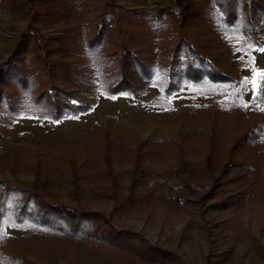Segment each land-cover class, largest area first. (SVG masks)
Segmentation results:
<instances>
[{
	"label": "rangeland",
	"instance_id": "rangeland-1",
	"mask_svg": "<svg viewBox=\"0 0 264 264\" xmlns=\"http://www.w3.org/2000/svg\"><path fill=\"white\" fill-rule=\"evenodd\" d=\"M6 1L0 5V68L27 38V49L37 50L50 68L39 71L40 61L19 65L36 80L37 92L45 89L54 100L90 109L45 118L20 98L16 81L3 78L2 97L19 104L20 113L0 122V180L23 182L16 195L33 206L49 202L109 215L107 222L93 223L122 241L130 238L150 256L154 249L139 241L142 235L160 249V260L93 236L18 227L10 217L3 220L0 258L31 264H264V106L255 100L252 82L254 71L264 72V45H242L208 20L211 0H192L191 8L202 14L186 22L185 36L247 89L242 99L201 95L190 86L166 96L155 82L168 68L174 38L152 16L174 8V0H55L52 14L36 6L16 13L9 5L23 0ZM101 15L112 16L119 39L136 56L100 63L115 49L111 40L103 53L89 52ZM134 57L151 69L150 80ZM100 73H122L133 90L103 94L96 90Z\"/></svg>",
	"mask_w": 264,
	"mask_h": 264
},
{
	"label": "trees",
	"instance_id": "trees-1",
	"mask_svg": "<svg viewBox=\"0 0 264 264\" xmlns=\"http://www.w3.org/2000/svg\"><path fill=\"white\" fill-rule=\"evenodd\" d=\"M6 6V0H0V5ZM55 0H23L19 2L17 7L9 5L10 11L15 9L18 13L25 10L26 6H36L54 13L53 8L57 10ZM110 0H107L109 3ZM192 0H174V8L169 6L162 7L152 16L153 22L158 28H165V34L173 37L171 56L168 58V68L155 84L159 90L166 96L178 92L182 86L195 87L201 95L219 94L229 95L234 98L242 99L246 92V84L244 81L233 78L226 72H223L210 57V55L200 48L194 46L184 34V28L187 21H193L202 13L191 8ZM11 4V2H10ZM212 10L207 12L208 20L220 31L227 32L230 37L238 39L242 45H250L252 47H262L264 42V0H211L208 4ZM11 6V7H10ZM176 8V9H175ZM99 21L94 26L95 31L90 36L88 42V50L90 53L102 52V48H106L109 40L113 41L114 50L107 53V57H100L97 60L102 63L107 61L111 56H136L135 52L127 46L126 41H121L116 31V23L110 15L99 16ZM120 24L127 22L124 18H119ZM166 25L163 27V25ZM128 24L124 23L123 25ZM117 33V34H116ZM107 35V36H104ZM104 36V38H103ZM126 38H129L126 36ZM27 38H21L17 45L12 59L0 68V81L9 79L11 82H17L19 85L18 92L21 99H27L31 107V111L38 112L40 116L51 120L60 119L67 115L76 116L80 113L89 111L88 104H76L65 102L64 100H54L45 89L37 92L36 80L26 78L24 72L19 68L21 64L37 63L40 61L39 71H49L50 68L46 61L40 60L38 51L28 50L25 43ZM39 42V41H38ZM37 42V43H38ZM39 44V43H38ZM22 48V49H20ZM103 56H106L103 54ZM110 56V57H109ZM99 57V56H94ZM103 58V60H102ZM102 61H101V60ZM134 63L138 67V72L145 80L153 77V72L148 66L137 61L134 57ZM120 77L114 82L115 77ZM98 87L96 90L102 92L109 97L124 95L133 90L128 84L125 77L121 74H113L108 76L103 73L98 74ZM264 84V81H260ZM0 90V122H9L11 118L19 115V104H12L6 95L2 97ZM2 97V99H1ZM255 100L264 106V87H257ZM4 110V111H3ZM23 111V110H22ZM22 113V112H21ZM23 182L6 183L0 180V240L5 237L3 231V220L7 217L18 227L27 225L37 229H45L61 236L79 237L93 236L95 240L107 243L114 248L141 254V257L159 261V257L155 252L160 251L155 245L144 240L143 236H139V241H143L145 245L153 247L152 255L148 256L143 253L141 246L132 245L127 241H122L120 237L112 236L109 233L101 231L99 224L93 223L95 220L104 219L107 222L109 215L100 213L87 214L82 210H75L68 206L54 205L44 202V205H30V199L20 200L16 193L21 192L19 188ZM10 199V200H9ZM246 200L247 198H242ZM241 203V202H240ZM232 207L231 204H227ZM224 205L223 207L227 206ZM237 205V204H234ZM240 205V204H238ZM124 206L121 207V210ZM220 208V207H219ZM93 215L92 217H90ZM27 223V224H24ZM87 236V237H88ZM142 252V253H141ZM2 264H31L26 259L13 258L9 259L4 256L0 258Z\"/></svg>",
	"mask_w": 264,
	"mask_h": 264
},
{
	"label": "snow or ice",
	"instance_id": "snow-or-ice-1",
	"mask_svg": "<svg viewBox=\"0 0 264 264\" xmlns=\"http://www.w3.org/2000/svg\"><path fill=\"white\" fill-rule=\"evenodd\" d=\"M264 50V49H262ZM260 81H264V72H253V84L254 87H264V84H261Z\"/></svg>",
	"mask_w": 264,
	"mask_h": 264
}]
</instances>
